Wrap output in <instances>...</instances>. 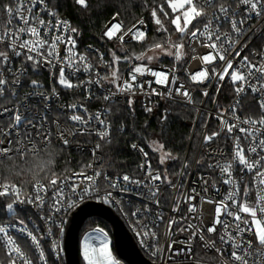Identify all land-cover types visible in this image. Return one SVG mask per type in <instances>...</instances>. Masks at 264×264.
Returning a JSON list of instances; mask_svg holds the SVG:
<instances>
[{
  "label": "snow or ice",
  "instance_id": "6c2138e0",
  "mask_svg": "<svg viewBox=\"0 0 264 264\" xmlns=\"http://www.w3.org/2000/svg\"><path fill=\"white\" fill-rule=\"evenodd\" d=\"M16 7L13 9L11 6H8L4 9V12L8 16V20L5 22L0 20V43L8 41V47L12 50V53L16 57L24 56L25 61H30L31 66L34 71L38 70L39 67L48 66L50 73L53 76L56 75L53 70L58 68V78L57 83L64 89L71 90L74 88H80L85 84H100L101 80H109L111 84L116 87V91L112 92L108 90V95H105L103 99L108 101L112 96H115L120 93L127 92L131 95H135V89L139 88L144 89V83H147L151 89V94L153 95H166L167 97H172L173 91L169 88L167 94L158 92L156 89L151 88L153 81H146L142 83H136L137 74L144 75L146 72L151 76L155 77V83L159 85H167L169 83L168 74L162 71H154L144 65H133L129 71V79L121 81V75L119 73L118 67H115L122 59L124 61L131 62L133 57L125 55L123 58L116 56L115 52L112 53V62H104L105 67L112 69L111 77L107 75L100 77L99 73H96V80H87L72 82V77L76 76L78 72L92 73L94 71V66L90 62L89 58L85 54H79L76 52V40L72 38V33L78 34V29L72 28L67 21H60L57 19L55 24H52L49 21L47 24L40 17L39 13H33V9L36 5H43L42 11H47L49 16H57L55 11L48 10V5L45 3V0H14ZM237 7L239 5H245V11L248 13L247 16L243 17L240 20L235 19L239 15L231 5H225L224 3L219 4V12L223 14L224 23L231 24L230 32H221L222 24L219 23L220 17L216 15L215 12L212 13V18H208L207 22L203 24V28H199L193 24L194 20L198 18H207L208 17V8H215L216 4L214 0H164V3L159 4L157 8L151 10V15L155 18V23L159 26L158 31H163L167 33V28L164 26V22L158 17V12L162 13L165 19L169 18V12L166 10L165 5L171 9V12L174 15V18L170 20L172 25H175L174 31L180 34V42H173L170 38V35L167 37L164 43H156L151 48L150 51H155L157 49L164 52L166 55H174L176 60H180L183 55V40L187 36L192 41L200 42L201 37L204 38L202 43L203 47L212 49V52H209L206 55L199 57L204 65L213 64L211 68V79H217L218 81H224L225 76H230L231 82L235 85L237 81H240L239 87H235V92L239 96L245 91V85L251 90L252 93H260L259 107L262 112H264V62L252 63L248 60V57H243L239 61L236 67H233V61L236 57L240 56V52H235V57L229 59L228 57L232 56V52L235 51L236 44L239 43V38L243 36L244 29L243 25L245 22L251 18L254 14L257 18H264V0H235ZM75 3L81 6L86 7V0H75ZM116 17L114 16L113 19ZM13 19L18 21V26L11 28ZM183 20V24H181ZM213 20H216V26L213 27ZM141 24L143 21L140 22ZM190 25L192 26L191 31H189ZM122 23H114L110 28L105 31L104 35L108 39H112L117 32H121ZM129 29L127 32H124L118 38L123 43L124 36L132 34L133 39L140 40L144 37V33L139 30ZM41 30L44 34L41 35ZM58 34H51L53 33ZM232 33H235L236 38H233ZM67 34V35H66ZM22 36H27V39H22ZM214 38V39H213ZM65 45V55L61 56L59 52V45ZM227 45V47L225 46ZM174 50V51H173ZM197 57H193L196 59ZM134 59L139 61L151 62L155 59L152 55H147L142 53L140 55H135ZM219 59L223 61V64H214V61ZM101 60L103 61V56L101 55ZM11 60L7 51H0V97L4 95L8 81L4 77V65L10 64ZM231 69V72L229 71ZM246 69V72L244 71ZM25 70L22 68L20 74L23 75ZM259 73V75H257ZM255 77L257 84L251 83V79ZM209 78V71L207 68H204L201 71L196 72L190 76L192 81H203L204 79ZM19 76L12 82L14 85L19 84ZM175 77L173 76L172 83L175 84ZM32 86L40 88L38 81L32 80ZM183 85L175 89L176 95H182L186 98L187 102H192L191 95L188 90H182ZM53 95L58 96L55 87L53 88ZM12 94L15 95L14 90ZM147 94V93H146ZM205 96H208V92L203 93ZM44 96V99H48L46 95L41 93ZM88 99H92L91 94H89ZM129 107L131 108L132 100L128 101ZM73 110V114L68 117L70 122H73L72 128H63L57 124V136L62 145H57V147L66 148L70 140L68 137H73L77 134H96L100 140L105 143H111L110 139V128L111 123L105 122V119H101V116L107 117L110 114V109H104L103 113L97 112L95 114H89L87 118L80 114H75L78 107H83V105H70ZM239 107V101L232 106V115L236 123L229 124V122L223 118V113L218 117L221 120V132L226 129L228 134H233L235 130H238L239 133H243V137L237 135L234 136V154L231 160H228L224 163L217 161L216 164H209L210 168H219L221 172V177L223 178V183L231 186V191L228 193L226 200H222L217 203L215 208V220L212 226L207 227L206 231L208 233L216 232V225L222 224L224 227V233L220 235V242L222 245H227L231 243V252L227 254V258H223L225 255L223 248H216L215 242H209L205 239L201 227H198L196 224L189 223L187 227L180 228V231H187L192 229L191 236L186 241H168L167 252L164 248L159 246L157 232L153 230L158 228L160 223H163V213L158 212L156 218L151 220L152 227H149L147 223H144L143 220H138V226L140 228L137 231V236L142 237L141 243L146 247L147 238L151 237L153 244L150 246L153 251L152 255L155 257L160 255L163 260H175L177 257L186 256L187 259H193L197 254L193 251V240L199 237L200 241H203V247L209 250H215L217 253H220L222 256L221 264H264V155L257 153V149L264 151V136H261L262 130H264V115H261L258 119L245 118L240 119L236 116V108ZM151 107H147L146 111H151ZM87 112V109H84ZM167 117L165 116V119ZM45 117H41V120H44ZM13 128L19 129L24 126L26 123H30L28 118L23 116L22 113H17L14 117ZM102 126L101 130L97 131L95 128L91 127L92 122ZM242 125H248L247 128L242 127ZM31 127H36L35 124H31ZM45 125L41 124L40 129L37 131L35 137H33L29 129H25L23 137L20 136V133L17 132L18 137V146L12 148V141H9V145L6 148L0 149V162L5 160H13L17 156H23L28 152L32 151L35 148L33 155L38 154L41 150H46L52 147V134L51 129L43 131ZM120 131H123V126H121ZM11 135V132L4 133L0 129V136L2 135ZM220 132H213L211 135L205 136V143L213 140L216 136H219ZM259 137V138H258ZM25 138L29 143H25ZM249 138H251L249 140ZM248 140L249 146L247 151L249 153H257L258 159H252L251 157H246L244 154L245 150L240 144V140ZM154 145L153 150L160 152L159 162L164 164L168 159H175L170 153L164 151V145L158 142L153 141ZM42 144L43 148L39 145ZM101 145L96 144L95 149H93V155L95 152L100 149ZM133 149H137V145H132ZM141 153L147 157V153L143 152V148L139 149ZM98 159V158H97ZM145 164H147V170H145ZM236 164L242 166V170H247L249 172H254V181L257 183V201L255 204H248L246 202L238 201L240 197L239 190L236 188V181L232 178V169ZM184 167H187L185 163ZM85 169L92 168V165L89 164L84 166ZM142 171H144V180L133 179L128 175L122 177H117L116 180H113L105 174V181L113 189H120L124 192H131V188L128 185H135L139 188H147L148 190V199L153 201L157 206L160 204V188L162 185L167 184L173 189L179 190L183 187L180 184H172L171 180L168 178L167 170L164 171L163 176L158 170H154L147 159H145L144 164L140 165ZM101 171H94L92 175H87L86 171L82 169L80 172L73 173L71 177H64L60 179L53 172L51 180H49L47 186L44 182L34 183L33 193L24 196V187L17 185L14 182L7 180L6 176L0 177V198H5L11 202L6 203V212L10 217L16 216V207L17 203L19 204H30L34 205L37 208H43L46 201L48 202V209L51 213L46 218V221H50L52 225H55L59 228L60 233H63L62 223H58L54 216L58 213H66L70 209L76 206L77 200H83L86 196L91 195L96 192L98 189L97 181L101 176ZM183 173H181L182 175ZM82 177V181H78L76 178ZM226 177V178H224ZM71 181V182H70ZM120 181L123 182L124 187L121 188ZM159 182V183H157ZM207 183V181H205ZM59 184V186H57ZM66 189L70 190V195H66ZM79 189V191H78ZM51 191L52 196L47 197V192ZM193 193H196V190L193 188L191 190ZM207 191V188H205ZM136 195L143 196L144 193L137 192ZM183 196L184 200L188 202V212L196 213L197 205L191 203L192 200L199 195L196 193V196L189 193H180ZM248 196L247 187L244 192V197ZM72 197H76L73 199ZM104 203H110L114 201L112 192H106L102 197ZM226 201H231L229 205ZM116 204H119V200L114 201ZM213 203L211 199L201 198V203ZM179 197L176 200L173 211L179 209ZM144 211H147L145 209ZM144 211L140 208H137L132 212L133 217L144 216ZM226 216L233 217L235 220L234 228L237 233L236 236H233L229 231V221L221 220V212ZM241 214H248L250 220L247 216H242ZM200 219L199 217H197ZM21 227L18 229V232L22 239L30 240L31 246L39 250L38 261L39 264H48L46 259L43 246L40 243L39 238L32 231H30L27 225L23 221L20 222ZM174 224H180V221L175 218H169L167 222L168 232L166 235L170 237L172 235V226ZM243 225V226H242ZM248 232L255 237V241L251 239H244L243 233ZM52 227L49 226L47 229V235L52 236ZM0 241L4 242L6 250V260L0 259V264H34L33 257L28 254L25 246H22L17 242V240L9 233L5 227H0ZM109 239L108 233L102 228H96L83 238L82 243V255L86 264H119V261L115 259L110 248H109ZM174 243L182 244L183 247L180 249H173L172 245ZM255 243V247H254ZM59 245L53 241L51 250L55 254L56 259L60 258L59 251L57 249ZM62 251V249L60 250ZM183 264V262H181ZM198 264V262H196Z\"/></svg>",
  "mask_w": 264,
  "mask_h": 264
},
{
  "label": "built area",
  "instance_id": "2783aa9c",
  "mask_svg": "<svg viewBox=\"0 0 264 264\" xmlns=\"http://www.w3.org/2000/svg\"><path fill=\"white\" fill-rule=\"evenodd\" d=\"M45 3L48 5L47 1ZM216 4L215 8H208V17L207 18H199L201 23L197 26L199 28H203V24L207 22L208 18H212V13L215 12L217 16L220 17L219 23L223 25L220 29L221 32H230L231 24L224 23L223 14L219 12V4L224 3L226 6L231 5L233 9L239 12V15L235 17V19L240 20L243 17L247 16L248 13L245 11V5L237 4L235 0H214ZM8 6H11L15 9L16 4L14 0H6V3L0 8V20L7 21L8 16L4 12V9ZM43 5H36L33 9V13H39L40 17L47 24L49 21L52 24H55L57 19L60 21H69L57 14V16H49L47 11H42ZM48 10H53L48 5ZM116 17L113 19V17ZM143 21L141 24L140 22ZM114 23H122L121 32H117L116 35L112 39H108L107 36L104 35L105 31L112 26ZM70 24V23H69ZM18 26V21L13 19L11 28H15ZM139 30L144 34L147 31V25L143 19H138L134 21L129 26H125L122 18L115 14L113 15L99 30V37L104 43L113 44L112 52H110V57L106 56V52L101 50L100 48L92 45L85 44L83 46L77 45L76 43V52L79 54H85L89 58L90 62L94 66V71L90 73H85L83 71L78 72L76 76L72 77V82L76 83L77 78L79 81H87L89 79L96 80L98 77L96 73H99L100 77L108 76L111 77L112 69L105 67L104 62L111 63L112 62V53L118 51L122 53L124 56L128 55L133 57L131 62L123 61L121 66L115 65L118 67L119 73L121 75V81L129 79V71L133 65H142L141 61L134 59L135 55H140L142 53H146L150 50L153 45L148 46L145 51L133 54L128 49L129 44L138 43L140 40L133 39L132 34L124 36L123 43L119 40V36L124 32H127L129 29ZM216 26V20H213V27ZM244 34L239 38V43L236 44L235 51L232 52V56L228 57L232 59L235 57V52L239 51L240 56L236 57L233 61V67H236L240 60L243 57L247 56L248 60L252 63L264 62V18H257L254 14L248 19L243 25ZM44 32L41 30V35L43 36ZM51 34H58L53 33ZM67 35V34H66ZM72 35V34H71ZM233 38H236L235 33H232ZM27 36H22V39H27ZM73 38V37H72ZM74 39V38H73ZM214 39V38H213ZM204 38L201 37L200 42L192 41L188 38L186 42V47H183V55L180 60H176L174 55L172 57H163L161 59H167L168 62L160 63L157 60L155 63L147 64L149 68L154 71H162L168 74L169 83L167 85H159L156 84L155 77L151 76L149 73H145L144 75L137 74L136 83H142L146 81H153L151 84V88L156 89L158 92H162L167 94L169 88L172 89L173 95L172 97H167L166 95H153L151 94V89L149 88L147 83H144V89L141 90L139 88L135 89V95H131L127 92L117 94L112 96L110 100L105 101L103 97L108 95V90L115 92L116 87L109 82V80H101L100 84H85L80 88H74L71 90H67L62 88L57 83L58 78V68L53 70L56 73L55 76L50 73L48 66L39 67L38 70L34 71L31 62L25 61L24 56L16 57L12 50L8 47V41L4 43H0V51H7L11 60L10 64H5L4 67V77L8 81V85L6 86V90L4 95L0 97V129L4 131V133L11 132V135H2L0 136V149L6 148L9 145V141H12L11 147L16 148L18 146V137L17 132L20 133V136L23 137V133L25 129H29L31 135L33 137L36 136L37 131L40 129L41 124L45 125L43 131H47V129H51L52 134V147L65 149L72 151L78 154H84L88 157L87 165L91 164L92 168L84 169L87 175H92L94 171H101V166L103 164V157L100 151L95 152V156L93 155V149L99 141V137L96 134H77L73 137H68L70 140L69 145L64 147H57V145H62V141H60L57 136V124H59L63 128H72L73 122L68 120V117L73 114V110L69 107L70 105H83V107H78L76 109L75 114H80L87 118L89 114H95L97 112L103 113L104 109H110V104L114 102H122L124 100L129 101L132 100V103H136L138 107L143 112L146 111L147 107L154 108L155 104L158 102H166L179 106H183L189 109H192L195 112L194 120L191 125L189 139L187 143L186 152L184 157L180 163L178 172L173 179H170L172 184H180L183 187L177 189H173L169 187L167 184H164L160 188V204L157 206L153 201L149 200L147 197L149 195L147 188H137L135 185H128L131 188V192H124L120 189H113L105 181V174L107 177L116 180L117 177H122L124 175H128L133 179L144 180V171L141 170L140 165L144 164L145 159H147L148 163H150L148 156H145L139 150L143 148L137 142L131 144V149L138 155L139 157V166H138V175L131 176L129 174H111V173H103L101 171V176L97 181L98 189L96 192L91 195L86 196L83 200H77V204L75 207L67 211L66 213H58L54 216V219L57 220L58 223H62L63 233H60L59 228L55 225H52L50 221H46V219H42V217H47L51 213L48 209V202L46 201L43 208H37L34 205L30 204H19L15 205L17 215L13 216L11 221L0 223V227H5L9 233L17 240L19 244L25 246L28 254L33 257L34 264H39L38 261V253L39 250L35 249L31 246L30 240L22 239L18 229L21 227L20 222L23 221L25 225H27L28 229L32 231L40 240V243L43 246V250L46 255V259L48 264H66L65 253H64V233L65 227L68 221L70 214L78 208L83 203L87 202H95L100 203L108 208H110L115 214L118 216L120 221L123 223L127 233L130 235L134 245L136 246L139 253L151 264H177L183 262V264H221L222 256L220 253H217L215 250L205 249L203 247V241L199 240L197 237L193 240V251L197 254L193 259H187L186 256L177 257L175 260H168L165 262L161 258L160 255L153 256V249L150 247L153 244V240L151 237L147 238L146 247L141 243L142 237L137 236V231L140 230L138 226V220H143L144 223H147L149 227H152L151 220L156 218V214L158 212L163 213V223H160L158 228H154L157 232L158 243L159 246L164 248L167 252L168 241H186L189 239L192 233V229L187 231H180V228L187 227V224L192 223L196 224L198 227H201L205 239L209 242H215L216 248H223L225 255L223 258H227V254L231 252V243L227 245H222L220 242V235L224 233V227L222 224L216 225V232L208 233L206 231L207 227L212 226L215 220V208L217 203L222 200H226L228 193L232 190L230 185L223 183V178L221 177V172L219 168H210L209 164H216L217 161L224 163L228 160H231L234 154V136L243 137V133H239L238 130H235L233 134H228L226 129L221 132V120L218 118L221 113H223V118L226 119L229 124L236 123L233 119L232 115V106L239 101V107L236 108V116L240 119L245 118H253L258 119L261 115H264V112L261 111L259 107L260 101V93H252L251 90L245 85L244 93H241L239 96L235 92V87H239L240 81H237L235 85L231 82L230 76H225L224 81H218L217 79H211V68L213 64L204 65L199 57L212 52V49L203 47L202 43ZM165 42V41H164ZM177 42V41H173ZM227 47V45H225ZM174 51V50H173ZM59 52L61 56L65 55V45H59ZM101 55L103 56V61L101 60ZM193 57H197L193 59ZM223 61L217 59L214 61V64H223ZM24 69L25 72L23 75L20 74L21 69ZM207 68L209 71V78L204 79L203 81H192L190 76L195 74L198 71ZM231 72V69L229 70ZM246 72V69L244 70ZM259 75V73H257ZM19 76V84H13L12 82ZM173 76L175 77V84L172 83ZM38 81L40 88L31 87V81ZM251 83L257 84L255 77L251 79ZM183 85L182 90H188L192 102H187L186 98L182 95H176L175 89ZM55 87L58 96L53 95V88ZM12 90H14L15 95L12 94ZM207 91L208 96H205L203 93ZM43 93L48 97V99H44V96L41 95ZM147 93V94H146ZM89 94H91L92 99H88ZM87 109V112L84 109ZM22 113L23 116L28 118L30 123L24 124L22 128L16 129L13 128L15 123L14 117L17 113ZM111 114V109H110ZM110 114L105 116H101V119H105V122L111 123ZM41 117H45L44 120H41ZM31 124H35L36 127H31ZM92 128H95L97 131L101 130L102 126L95 121L91 124ZM242 127L247 128L248 125H242ZM112 130V124L110 128V133ZM198 131V133H197ZM213 132H220L219 136H216L213 140L205 143V136L211 135ZM197 133V143L193 150L194 157L190 165L187 163V155L189 152V148L192 142L194 135ZM261 136H264V130H262ZM259 138V137H258ZM251 138H249L250 140ZM24 142L27 144L29 141L25 138ZM136 144L137 149H133L132 145ZM241 146L244 148V154L246 157H251L252 159H258L257 153L260 155H264V151L261 149H257V153H249L247 148L249 146V141L241 139ZM43 148V145H39ZM143 152L145 150L143 149ZM146 153V152H145ZM98 158V159H97ZM187 164L185 168L184 165ZM151 164V163H150ZM154 170H158L161 172L163 176L164 171L160 167H152ZM145 170H147V164H145ZM264 170V169H262ZM80 171H71L63 177H58L63 179L64 177H71L73 173ZM181 173H183L181 175ZM254 172H249L246 169L242 170V166L236 164L232 169V178L236 181V188L239 190L240 197H238V201L246 202L248 204H255L257 201V183L253 179ZM226 178V177H224ZM78 181H82V177L76 178ZM51 180V179H50ZM207 181V183H205ZM3 182V181H0ZM49 180L45 181L44 184L47 186ZM71 182V181H70ZM159 183V182H157ZM121 188L124 187L122 181H120ZM59 186V184L57 185ZM34 183L31 185L29 190H24V196L27 197L33 193ZM248 191V196L244 197V192ZM264 187V186H260ZM196 190V193H199L196 196V193H193L192 189ZM207 188V191H205ZM2 190V189H0ZM66 195H70V190L66 189ZM79 191V189H78ZM143 192V196L136 195L137 192ZM106 192H112V196L115 200H119L120 203L116 204L114 201L110 203H104L102 197L106 194ZM180 193H189L191 195L196 196L194 200L191 201L192 204L197 205L196 213H189L188 207L189 204L180 195ZM52 192H47V197H51ZM179 197V209L177 211H173V207L175 206L176 200ZM211 199L214 201L213 203H201V198ZM76 199V197H72ZM10 201V200H9ZM11 202V201H10ZM229 205H231V201H226ZM137 208H140L144 211V216L133 217L131 214ZM242 216H247L249 220L251 219L248 214H241ZM199 217L200 219H198ZM169 218H175L180 221V224H174L172 226V235L168 237L166 233L168 232L167 222ZM221 220L229 221L228 231L236 236L237 233L234 228V224L236 223L233 217L226 216L223 211L220 215ZM52 227V236L47 235L48 227ZM243 226V225H242ZM244 239H251L255 241V237L248 232L242 234ZM55 241L59 248L60 258L56 259L55 254L52 252L51 247L52 243ZM0 245L3 250V254L6 257V250L4 246V242L0 241ZM173 249H180L183 247L182 244L174 243L172 245ZM255 247V243H254ZM62 249V251H60ZM119 261V264H124V262ZM230 264V261H229ZM251 264V261H250Z\"/></svg>",
  "mask_w": 264,
  "mask_h": 264
},
{
  "label": "trees",
  "instance_id": "16d2710c",
  "mask_svg": "<svg viewBox=\"0 0 264 264\" xmlns=\"http://www.w3.org/2000/svg\"><path fill=\"white\" fill-rule=\"evenodd\" d=\"M46 1L59 16L69 21L72 28L78 29V34L72 33L77 45L92 44L105 51L107 57L111 56L110 52H112L113 44L102 42L98 33L115 14L122 18L125 26H129L138 19H143L147 25L144 37L138 43L128 45V49L133 54L141 53L148 46L163 42L169 35L170 37L173 36L175 41H180V34L174 31L175 27L170 23L173 13L167 5H165V8L169 12L168 19H165L163 14L158 12V17L164 22V26L168 30L167 33L157 30L159 26L151 15V10L164 3V0H86V7L76 4L75 0ZM4 3H6V0H0V8ZM200 23L199 18L193 21L196 26ZM189 28L193 30L191 25ZM191 30L189 29V31ZM187 40L188 37L185 36L183 40L185 47ZM115 54L118 57H124L118 51H115ZM159 62L168 61L167 59H161ZM122 64L123 61L121 60L118 66ZM109 107L111 109L110 120L112 124L111 143L99 141L101 145L99 151L103 157L101 171L111 174L138 175L139 157L131 149V144L137 142L148 154L151 166L160 167L163 171L167 170L168 178L173 179L186 152L195 112L192 109L166 102L156 103L150 112H143L136 103H132L130 108L127 100L111 103ZM121 126H123V131H120ZM197 133L192 139L187 155L189 165L194 157L193 150L197 143ZM153 141L163 144L164 151L170 153L175 159H168L164 164H160L158 153L152 149ZM57 149L60 150V155L56 159L53 170L57 177H63L71 171L85 169L84 166L88 161L86 155L65 149ZM4 175H6L4 170L0 168V177ZM12 182L18 186L21 185L19 180ZM32 184H28L24 187V190H29ZM9 202L5 198H0V223L12 220V217L6 212V203ZM96 228H102L108 233L110 248L114 251L111 227L101 218H87L80 227L78 239L86 232ZM0 259L6 260L1 245ZM79 263L84 264L80 256Z\"/></svg>",
  "mask_w": 264,
  "mask_h": 264
},
{
  "label": "water",
  "instance_id": "95a60500",
  "mask_svg": "<svg viewBox=\"0 0 264 264\" xmlns=\"http://www.w3.org/2000/svg\"><path fill=\"white\" fill-rule=\"evenodd\" d=\"M31 87L32 86L31 84ZM90 217H98L111 227L112 245L116 257L126 264H151L137 250L123 223L110 208L95 202H87L76 208L69 216L64 233L66 264H80L78 233L82 223Z\"/></svg>",
  "mask_w": 264,
  "mask_h": 264
},
{
  "label": "clouds",
  "instance_id": "9594fccd",
  "mask_svg": "<svg viewBox=\"0 0 264 264\" xmlns=\"http://www.w3.org/2000/svg\"><path fill=\"white\" fill-rule=\"evenodd\" d=\"M33 152L35 148L23 156L0 162V168L4 170L8 181L19 180L21 186L26 187L28 184L41 183L52 178L60 150L53 146L36 155Z\"/></svg>",
  "mask_w": 264,
  "mask_h": 264
},
{
  "label": "rangeland",
  "instance_id": "374dc122",
  "mask_svg": "<svg viewBox=\"0 0 264 264\" xmlns=\"http://www.w3.org/2000/svg\"><path fill=\"white\" fill-rule=\"evenodd\" d=\"M171 10V9H170ZM174 15L175 14H173V18H174ZM181 24H183V20H181ZM174 27H175V25H173ZM190 30H191V28H189ZM171 38V40L172 41H175L174 40V37L172 36V37H170ZM167 39V38H166ZM165 39V40H166ZM164 40V41H165ZM164 41L163 42H158V43H164ZM178 42H180V41H178ZM146 54L147 55H152V56H154L155 57V59H153L150 63H155L157 60H159V59H161V58H163V57H172L173 55H166L164 52H162L161 50H159V49H157V50H155V51H147L146 52ZM149 62H147L146 60L145 61H141V64L142 65H144V64H150ZM154 148V145H153V143H152V149ZM157 152V151H156ZM158 153V155H159V158H160V155H161V153L160 152H157ZM93 231V230H92ZM92 231H89V232H86L84 235H82V237L81 238H79V241H78V253H79V256H80V258L82 259V261H83V263L84 264H86V262L84 261V259H83V255H82V243H83V238L87 235V234H89L90 232H92ZM108 239H109V237H108ZM109 242H110V239H109ZM109 248H110V243H109ZM110 250H111V252H112V254H113V256L115 257V259L116 260H118V258L116 257V255L114 254V251L110 248Z\"/></svg>",
  "mask_w": 264,
  "mask_h": 264
}]
</instances>
